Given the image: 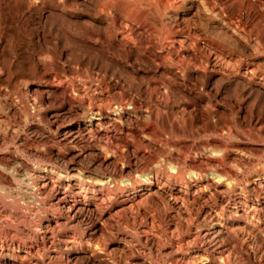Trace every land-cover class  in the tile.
Listing matches in <instances>:
<instances>
[{
  "label": "rangeland",
  "instance_id": "obj_1",
  "mask_svg": "<svg viewBox=\"0 0 264 264\" xmlns=\"http://www.w3.org/2000/svg\"><path fill=\"white\" fill-rule=\"evenodd\" d=\"M204 1L210 15L194 16L183 0H0V82L27 117L0 144V164L11 165L13 153L54 165L62 179L73 164L84 184L108 180L98 190V232L93 215L69 219L55 200L42 241L44 214L31 227L5 215H23L19 169L0 185V264H264V0ZM226 27L234 33L224 36ZM50 83L58 140L51 161L37 160L21 137L42 147V131L54 130L24 92ZM140 110L150 126L138 125ZM122 111L133 119L103 122ZM98 115L104 124L92 137L75 131ZM111 164L124 174H111ZM200 168L220 170V182L190 180ZM154 169L160 188L116 211L132 191L119 180Z\"/></svg>",
  "mask_w": 264,
  "mask_h": 264
},
{
  "label": "bare ground",
  "instance_id": "obj_2",
  "mask_svg": "<svg viewBox=\"0 0 264 264\" xmlns=\"http://www.w3.org/2000/svg\"><path fill=\"white\" fill-rule=\"evenodd\" d=\"M188 1V8L191 9V13H194L193 10L195 11L194 16H199L198 14H204V15H210L209 13V9L205 4L204 0H183V2H187ZM187 4V3H186ZM11 5V4H10ZM187 7V6H186ZM14 10V9H13ZM197 12V13H196ZM196 14V15H195ZM201 16V15H200ZM219 23V22H218ZM231 33H234L232 28L228 29L227 27L224 29L223 31V35H227L229 36ZM218 36V35H216ZM226 36V37H227ZM231 37V36H230ZM223 38V37H222ZM7 63V62H6ZM2 65V64H1ZM1 68V67H0ZM12 68V67H11ZM9 74V73H8ZM11 74V73H10ZM5 75V74H4ZM3 77V76H2ZM1 77V78H2ZM14 77V76H13ZM21 78V76H20ZM3 79V78H2ZM1 79V80H2ZM24 79V78H23ZM17 80V79H16ZM47 80V79H46ZM45 80V81H46ZM5 81V79L3 80ZM12 81V78H11ZM22 81V80H21ZM6 82V81H5ZM53 82V80H52ZM55 82V81H54ZM26 83V82H25ZM21 85V84H19ZM8 86V85H7ZM10 86V85H9ZM8 86V87H9ZM5 85H2V82H0V144L4 142V140L6 139V137H10L13 134H15L16 132V127L18 126L19 123H21L22 121L27 122V117L24 116V118L22 119L19 115V111L18 108L21 106H18V102L19 100H17L14 96H11L10 93H7V91L5 90ZM25 87V86H23ZM16 90V89H15ZM52 92H55V84H34L31 85L29 88H25V97L26 98H30L31 100V104L33 106H38L40 108L43 109L44 113L42 114L43 119H45L48 123L51 129L54 130V132H49V131H42L41 134V138L39 141L42 143H44L45 145H43L42 147H37V145H35L36 143H32L30 141V139L28 137H21V145H23V148L25 150V152L27 154L33 155L37 160H42V159H46L51 161V159H53L55 157V140H58L55 138V98L54 99H50V94ZM13 94V93H11ZM35 94H37V98H35ZM55 95V93H54ZM52 97V96H51ZM62 97V96H61ZM63 98V97H62ZM61 98V99H62ZM68 99H70V97L67 96ZM65 99V98H64ZM66 100V99H65ZM64 102V101H63ZM69 102V100H68ZM75 102V101H74ZM24 103V102H23ZM65 103V102H64ZM72 104V102H70ZM68 103V104H70ZM108 102H106L107 104ZM21 104V103H20ZM70 104V105H71ZM77 104V103H76ZM109 104V103H108ZM61 105V104H60ZM74 105V104H73ZM83 105V104H80ZM26 106V105H25ZM64 106V105H63ZM103 106V105H101ZM22 107V106H21ZM50 107H53V111L50 110L49 114L48 110ZM36 108V107H35ZM71 108V106H70ZM73 108V107H72ZM81 108H83L81 106ZM88 108V107H87ZM22 109V108H21ZM67 109V108H66ZM65 109V110H66ZM75 109V108H73ZM80 109V108H79ZM76 107V111L79 110ZM20 110V109H19ZM33 110V109H32ZM69 110V109H68ZM114 110V109H113ZM42 111V112H43ZM72 111V110H71ZM74 113V111H73ZM17 114V115H16ZM21 114V113H20ZM83 114V112H82ZM73 115V114H72ZM76 115V114H74ZM41 116V117H42ZM126 117L128 119L132 118L130 117L131 115L128 112L122 111V112H114L113 114H111V117H106V120H104L103 122L106 124H109L111 127H114L115 125L117 126V122L119 121L117 120V118L119 117ZM136 117L138 118V121H140V123H138V125L140 126H147L148 124V113L146 110H140L139 111V115ZM202 118V117H201ZM101 116H97V117H92L88 120L87 123H77L75 131L80 133V134H85L86 136H93V133H97L99 132V125L103 122H101L102 120ZM133 119V118H132ZM121 121V120H120ZM132 121V120H131ZM133 121H137L136 118ZM103 123V124H104ZM15 125H17L15 127ZM39 125V124H38ZM119 125V124H118ZM35 126V125H34ZM109 126V127H110ZM150 126V125H149ZM206 126V125H205ZM120 127V126H119ZM36 128V127H35ZM71 128V127H70ZM112 129V128H111ZM116 129V128H115ZM120 128H118L116 131H118ZM43 130V128H42ZM50 130V129H49ZM70 130V129H69ZM64 131V130H63ZM18 132V131H17ZM72 132V131H71ZM75 132V133H76ZM161 133V132H160ZM104 134V133H103ZM159 134V133H158ZM38 135V134H37ZM62 135V134H61ZM64 135V134H63ZM84 135V136H85ZM14 136V135H13ZM85 136V137H86ZM91 136V137H92ZM115 136V135H114ZM113 136V137H114ZM64 137V136H63ZM66 137V136H65ZM77 137V136H76ZM68 138V137H67ZM111 138V137H110ZM19 139V138H18ZM60 139V138H59ZM62 139V137H61ZM71 139H75V137H71ZM90 139L89 137H87L86 142H88ZM94 140V139H93ZM20 141V140H19ZM33 141V140H32ZM91 141V140H90ZM167 141V140H166ZM208 141V140H207ZM17 142V141H16ZM36 142V141H35ZM38 142V141H37ZM106 142V141H105ZM213 142V141H212ZM32 143V144H31ZM61 143V142H60ZM59 143V144H60ZM107 143V142H106ZM88 144V143H87ZM163 144V143H162ZM205 144V143H204ZM4 145V144H3ZM222 145V144H221ZM162 146V145H161ZM198 146V145H197ZM205 149V148H204ZM211 149V148H210ZM214 149V148H212ZM6 150V149H5ZM202 151V150H201ZM210 150H207V152ZM206 152V154H207ZM217 150H213V152L210 153V155H212V157H214L215 155L217 156L218 153H216ZM13 154V153H12ZM12 154H7L8 157L11 159L12 164H0V185L3 183H7V181H10L11 179L14 178V176H16V172L19 169H22L23 174L21 177V182H22V186H23V193L21 195L22 196V203L20 205V207L23 209V215L19 212H17L16 210L14 211H6L7 217H10L13 219H15L16 221L18 219H22L25 224L28 227H31L35 222H34V217L35 212L39 213V214H44V222L41 224L40 226V231L42 234H40L41 239L43 241V239H48V237H50L49 233H51V230L53 228V225H55V213L53 212V214H47V208H54L55 207V200L59 201L63 207H65L64 211L66 212V216L71 219L74 218V216H79L83 213H85V215H96L98 208H97V203L98 201H102L103 196L100 192H98V190L101 188L102 185H104V182H108V180L106 179L105 181H101V178L99 181L101 182H96V185L94 184V186H90L89 183L84 184L83 179H82V175L81 173L75 168V166L73 164H69L70 167V172H72L71 174H69V176L67 177V179H62L60 177V174L55 173V166L54 165H41V164H37V163H33V164H29L27 162L22 161L21 159H19L18 157H16L15 155ZM81 152L78 151H74L73 155L74 156H81ZM100 159L105 160L107 159V157L105 156L104 153H100V152H96L95 153ZM135 154V153H133ZM205 154V153H204ZM209 155V153H208ZM3 157V156H2ZM210 157V156H209ZM5 158V157H4ZM176 159V157H175ZM6 160V159H4ZM110 160V159H109ZM108 160V161H109ZM114 160V158L112 159ZM117 160V158L115 159ZM223 161V159H222ZM1 162V161H0ZM4 162V161H3ZM106 162V161H105ZM110 162V161H109ZM108 162V164H109ZM116 162V161H115ZM157 162V161H155ZM179 162V161H178ZM118 163V162H117ZM177 163V162H176ZM113 164V163H112ZM111 164V165H112ZM149 164V163H148ZM147 164V165H148ZM157 164H160L161 166V162H158ZM110 165V166H111ZM168 165V164H167ZM107 167V168H110ZM121 166V165H120ZM153 166V165H152ZM178 166V165H177ZM197 166V165H196ZM150 167V165H149ZM167 167V166H166ZM169 167H173L175 170V166L173 165H169ZM221 167V166H220ZM219 167V169H220ZM226 167V166H225ZM224 167V168H225ZM180 168V166L178 167ZM217 168V167H216ZM228 168V167H227ZM159 169V168H158ZM158 169H154L153 173L151 174L150 172L147 173H139V174H133V181L131 178H121L119 181L122 184L121 187H124V191L126 192L127 190H132L131 196L130 194L128 195V197H125L122 202H119L118 205L115 206V210L117 211L118 209L123 210L126 206H130V199L132 198H138V199H143L146 194L148 193L147 191H150L151 189L154 190L157 188H160V186L158 187V184L156 181H158V177H157V171ZM171 169V168H170ZM218 169V170H219ZM263 169V168H261ZM128 170V169H127ZM130 170V169H129ZM145 170V169H144ZM162 170V169H161ZM165 170V169H164ZM167 170V169H166ZM172 170V169H171ZM172 170V172H176L175 174H177V170ZM191 170V169H190ZM221 170V169H220ZM219 170V171H220ZM21 171V170H19ZM169 171V170H168ZM217 171L216 169L212 168L209 172L207 173H202V170L200 168V170H195V171H188L187 174H189V179L191 180L192 178H194L196 176L197 177H201V176H205L206 178H204V183L208 184L209 181L208 179L212 180L213 182H220L221 180V173ZM223 171V170H222ZM124 170L122 169V167H118V165L116 166L115 164L112 165V167L110 168V173L113 174L114 176H121ZM171 172V171H169ZM186 172V170H185ZM159 173V172H158ZM181 173V172H180ZM128 174L131 175L130 171H127V176ZM161 174V173H160ZM158 174V175H160ZM85 175V174H84ZM164 175V174H162ZM172 175V174H171ZM179 175V174H178ZM111 176V175H110ZM168 176V175H167ZM180 176V175H179ZM210 176V177H209ZM20 177V174H19ZM66 177V176H65ZM108 177V176H107ZM125 177V176H124ZM169 177V176H168ZM64 178V177H63ZM119 179V178H118ZM233 179V177H232ZM16 180V179H15ZM14 180V181H15ZM234 181V180H232ZM17 182V181H16ZM111 182V180H110ZM95 183V182H94ZM115 183V182H114ZM183 183V182H182ZM14 185V184H13ZM109 185V184H108ZM191 185V184H190ZM68 186V187H67ZM134 186V188H133ZM2 187V186H1ZM11 187V186H9ZM105 187V186H104ZM206 187V186H205ZM4 188V187H3ZM68 188H71V190H69ZM181 188V187H180ZM10 189V188H9ZM91 189V190H90ZM90 190V193H87V191ZM122 190V189H121ZM180 190V189H178ZM7 191V190H5ZM96 191L98 193H96ZM182 191V189H181ZM15 192V190H14ZM155 192V191H154ZM16 193V192H15ZM14 193V195H15ZM192 193V192H191ZM200 193V192H199ZM12 195V196H14ZM17 196V195H15ZM130 196V197H129ZM206 199V198H205ZM14 201V199H13ZM20 201V200H18ZM21 202V201H20ZM132 202V201H131ZM183 202V201H182ZM31 203V204H29ZM59 203V204H60ZM144 203V202H143ZM18 205V204H17ZM58 205V204H57ZM103 205V203H102ZM126 205V206H125ZM205 205V204H204ZM11 206V205H10ZM128 206V207H129ZM34 207V208H33ZM127 207V208H128ZM210 207V206H209ZM100 209V208H99ZM208 210V209H207ZM52 211V210H50ZM119 211V210H118ZM100 212V211H99ZM215 213V211H213ZM36 213V214H37ZM2 213H0L1 215ZM212 213H210L211 215ZM84 216V214H83ZM5 217V216H3ZM2 217V218H3ZM6 217V218H7ZM42 217V216H41ZM40 217V218H41ZM59 217V216H58ZM8 218V219H10ZM213 218V215H212ZM5 219V218H4ZM36 219V217H35ZM75 219V218H74ZM95 219V216H94ZM93 219V220H94ZM99 219V218H98ZM149 219V218H148ZM11 220V219H10ZM43 220V219H42ZM60 220V219H59ZM58 220V221H59ZM19 221V220H18ZM22 221V223H23ZM38 221V218H37ZM64 221V220H63ZM68 221V220H67ZM255 221V220H254ZM42 222V221H41ZM57 222V221H56ZM93 222V221H92ZM10 223V222H9ZM93 226H92V232H98L100 230V224L99 222L95 221L93 222ZM159 223V222H158ZM4 224V223H3ZM174 225V224H173ZM36 226V225H35ZM144 227V226H143ZM26 228V227H25ZM39 228V227H38ZM12 230V229H11ZM38 230V229H37ZM175 230V229H174ZM27 231V230H26ZM35 231V230H34ZM208 231V230H207ZM210 231V230H209ZM176 232V231H175ZM16 233V232H15ZM30 233V232H29ZM10 234V233H9ZM25 234V233H24ZM27 234V233H26ZM25 234V235H26ZM38 234V232H37ZM31 235V234H30ZM90 236V235H89ZM2 237V236H1ZM16 237V236H15ZM11 238V237H10ZM28 238V237H27ZM30 238V236H29ZM50 239V238H49ZM38 241V240H37ZM201 241V240H200ZM1 242V241H0ZM41 242V241H40ZM36 243V242H35ZM44 243V242H43ZM46 243V242H45ZM37 244V243H36ZM29 245V243H28ZM9 247V246H8ZM7 247V248H8ZM12 247V246H11ZM14 247V246H13ZM27 247V246H26ZM30 247V245H29ZM33 247V246H32ZM19 248V247H18ZM25 248V246H24ZM1 249V248H0ZM5 249V248H4ZM2 250V249H1ZM12 250V249H11ZM21 250H23V248H21ZM20 250V251H21ZM26 250V249H24ZM23 250V251H24ZM33 250V249H32ZM31 250V251H32ZM7 251V250H6ZM12 252V251H11ZM16 252V251H15ZM14 252V254H15ZM22 252V251H21ZM1 253V252H0ZM23 253V252H22ZM20 253V254H22ZM26 253V252H24ZM23 253V254H24ZM34 253V251H33ZM48 253V252H47ZM53 253V251H52ZM4 254V253H3ZM51 254V253H50ZM54 254V253H53ZM25 255V254H24ZM27 255V254H26ZM34 255V254H33ZM4 256V255H3ZM28 256V255H27ZM25 256V257H27ZM32 256V255H31ZM31 256L29 258H31ZM47 256V254H46ZM54 257V255H52ZM51 256V257H52ZM50 257V259H51ZM28 258V257H27ZM4 259V258H3ZM37 259V258H36ZM30 260V259H29ZM8 261V260H7ZM17 261V260H16ZM13 262V261H12ZM10 261V264L12 263ZM19 262V260L17 261ZM38 262V261H37ZM1 263V262H0ZM3 263V262H2ZM36 263V262H35ZM31 264V263H30Z\"/></svg>",
  "mask_w": 264,
  "mask_h": 264
}]
</instances>
